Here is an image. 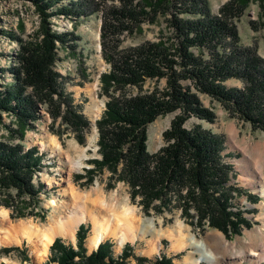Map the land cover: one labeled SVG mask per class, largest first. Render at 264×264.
<instances>
[{
  "label": "trees",
  "instance_id": "trees-1",
  "mask_svg": "<svg viewBox=\"0 0 264 264\" xmlns=\"http://www.w3.org/2000/svg\"><path fill=\"white\" fill-rule=\"evenodd\" d=\"M30 1L36 7L40 27L35 40L21 45L12 68L14 81L0 86V126L4 114H12L23 136L39 118L40 105L46 104L53 120L61 117V122L77 130L79 141L84 143L83 131L90 127V121L66 90L62 73L54 68L58 45L73 49L77 37L73 32L55 30L52 19L64 15L80 20L99 10L101 3ZM118 1L119 5L107 6L102 16V55L110 64L100 77L99 96L107 101L96 121L102 158L91 160L94 167L86 170L87 179L93 180L96 172L106 168L115 181L129 185L132 198H140L145 212L154 209L161 213L179 206L182 216L202 231L207 220L229 239L241 234L244 228L252 227V222L239 208L232 209L234 193L240 189L231 182L233 165L224 160V140L200 123L192 127L187 123L193 117L215 121L216 112L202 101L201 95L206 94L230 114L264 131V57L257 45L242 44L238 28L251 3H258L260 16H264V0H228L218 13L212 11L209 0ZM161 15L166 17L171 35L121 47L123 34H133ZM251 26L258 28L254 20ZM162 78L166 79L164 88L143 91L148 80ZM231 78L242 80L243 85L229 87L226 81ZM132 87L139 92L129 93ZM168 113L175 116L163 132L165 144L152 153L148 126ZM8 129L15 131L10 125ZM42 160L37 148L26 150L22 143L0 139V187L16 190L18 197L37 198L42 186L35 185L34 177ZM249 197L258 199L253 194ZM191 209L196 211L197 221L191 220ZM89 231L90 225L81 223L76 244L57 237L42 264H129L130 258L138 264H174L165 253L155 260L138 255L130 242L116 255L112 239L103 240L90 252L86 246ZM12 251H18L25 264H37L27 247L0 249L5 254Z\"/></svg>",
  "mask_w": 264,
  "mask_h": 264
},
{
  "label": "rangeland",
  "instance_id": "rangeland-1",
  "mask_svg": "<svg viewBox=\"0 0 264 264\" xmlns=\"http://www.w3.org/2000/svg\"><path fill=\"white\" fill-rule=\"evenodd\" d=\"M99 1L101 3L99 10L82 17L80 20L64 15L54 16L52 19V26L55 30L73 32L77 37V46L73 49L58 45V60L55 62L54 68L62 73L66 90L72 93L75 103L80 105L81 112L90 121V127L83 131L85 142L79 141L77 130L71 128L68 123L61 122V117L54 121L46 104L40 105L39 118L32 127L26 130L23 136L17 130V121L14 115L5 113L4 123L0 126V139L10 141L13 144L22 143L26 150L33 147L37 148L38 154L42 156L43 160L40 171L35 174L34 183L36 186L42 187L38 197L32 199L30 196L18 197L16 190L0 187V211L2 208L9 210L10 222L8 223L18 224L22 220H29L37 224H45L50 214L59 215V205L62 204L73 205L74 203L86 202L93 212L99 216H104L103 218L112 216L115 211H121L124 205L132 206L137 223H146L152 228V232L144 237L137 236L127 239L123 243L118 235L105 234L104 240L112 239L115 242L114 252L116 255L122 252L127 242H130L135 245V251L138 255L155 260L165 253L172 258L174 264H191L189 249L173 250L171 238L164 235L168 229H176L180 230L186 238L193 235L205 242L216 253V264H264V193L262 192L264 186V152H262L263 150L260 151L264 147V131L255 129L250 122L230 114L220 102L213 100L206 94H202L201 98L206 106L212 107L216 112L215 121L209 122L193 117L187 125L192 127L200 123L223 138L224 160L233 165L231 182L240 189V193H234L236 198L232 209L235 211L238 208L242 210L244 215L251 220V228H244L241 234L229 239L219 229L210 227L206 220L205 231H202L200 227L192 225L190 219L182 216L179 206H173L170 210L165 209L161 213H157L154 209L145 212L139 203L140 198L137 197L135 200L132 198L129 185L124 181H115L111 172L106 168L102 172H96L93 180L87 179L86 170L94 167L91 160L102 158L99 153L96 121L105 110L107 101L105 96H99L100 77L103 72L110 69V64L102 55V16L107 6L119 5L118 0ZM227 1L209 0L214 13H218L221 6ZM67 2L68 0H61L59 5ZM260 15L258 3H251L238 21V28L242 44L257 45L259 54L264 57V16L261 17ZM251 20L257 23V30L252 28ZM0 21V29L2 30L0 32V86L2 85L3 88L6 83L14 81L12 68L16 65L21 45L26 41L36 39V32L40 27V18L35 5L30 0H0ZM161 35H171L164 15L159 16L155 23L145 22L142 28L136 29L133 34H123L121 47L135 46L148 40L158 41ZM98 44L100 45L99 50ZM226 84L229 87L242 86L243 82L240 79L231 78L226 81ZM165 86V78L159 81L148 80L143 86V91H151L156 87L162 89ZM138 92L139 89L136 87L129 90L131 94ZM90 103H96L100 110L92 113L88 110ZM174 116L175 113L161 115L149 124L148 148L150 152H157L165 144L163 132L170 127ZM9 125L15 128L14 132H10ZM76 145L80 146L77 147ZM83 148L88 154L85 164L81 170H72L69 160L77 156L81 151L80 149ZM74 193L84 196L82 202L81 200L76 202L77 198ZM250 194L257 195L258 199H252L249 197ZM50 199H55L57 205L50 204ZM104 202L115 204L110 205L112 207L110 209L113 211L109 210L104 214L101 211L106 206L103 205ZM191 211L194 214V218L191 220L197 221L196 211L194 209ZM63 213L66 214V212ZM1 220L0 215V227ZM93 220L94 217H87L82 222L90 225V231L86 238V246L90 252L96 249L90 244L94 228ZM7 228V231L10 230L11 232H8V235H13L12 227L7 224ZM57 237H62L67 242L74 244L77 241L76 237L75 239L64 235ZM35 242L37 243V241ZM35 242L22 238L18 242L1 244L0 249L11 246L27 247L33 260L37 264H42L50 254V247L44 255L38 256ZM2 262L5 264H25L18 251H12L9 254L0 252V264ZM129 264L138 263L135 258H130ZM201 264L210 263L205 261Z\"/></svg>",
  "mask_w": 264,
  "mask_h": 264
},
{
  "label": "bare ground",
  "instance_id": "bare-ground-1",
  "mask_svg": "<svg viewBox=\"0 0 264 264\" xmlns=\"http://www.w3.org/2000/svg\"><path fill=\"white\" fill-rule=\"evenodd\" d=\"M97 48L98 50L100 49L99 44L97 45ZM88 110L93 113L96 110H100V107H98L96 103H90L88 105ZM76 146L78 147L80 145ZM80 150L81 151L77 156L72 157L69 160L72 170H81L85 164V159L88 154H86L85 148ZM261 150L264 152V147H262L260 151ZM262 192L264 193V186ZM75 194L76 193H74V196ZM75 197L77 198L76 202L79 200L82 202V198L84 196L82 197L80 194H76ZM49 203L52 205H57L55 199H50ZM110 203H103V205H106L105 208L101 209L104 214L105 212L107 213L109 210H112L110 209L112 208L110 205H115ZM59 208V215L50 214L45 224H37L29 220H22L18 224H12V222L8 223L10 222L9 210L7 208H2L0 211L2 219L0 227V245L7 242H18L22 238H27L31 242L37 241V243L35 242L37 245L36 253L38 256H42L48 251L50 245L54 242L57 236H71L75 239L78 226L80 223L84 222L87 217H94L93 234L91 235L90 239V244L93 246V248L98 247L100 242L104 240L105 234L118 235L123 243V241L127 239L135 238L137 236L144 237L152 232V228H150L146 223H137L135 220L136 216L134 208L132 206L124 205L121 211H115L112 216L105 218H103L104 216H99L93 212L92 208H90L86 202H82V204L74 203L73 205L62 204L59 205ZM63 212H66V214ZM7 224L14 230L13 235H8V232H11L10 230L7 231ZM151 224L153 223L151 222ZM164 235L171 238L173 250L177 251L181 248L189 249L188 252L191 254V257L189 256L191 258V264H201L205 261H208L210 264H216V253L211 250L201 239H198L193 235L189 238H186L180 230L176 229H168L166 232H164ZM158 247L160 248L159 244Z\"/></svg>",
  "mask_w": 264,
  "mask_h": 264
}]
</instances>
